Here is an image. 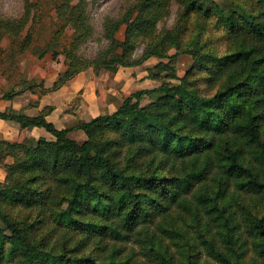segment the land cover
I'll return each instance as SVG.
<instances>
[{"label": "trees", "instance_id": "obj_1", "mask_svg": "<svg viewBox=\"0 0 264 264\" xmlns=\"http://www.w3.org/2000/svg\"><path fill=\"white\" fill-rule=\"evenodd\" d=\"M170 1L133 0L120 16L107 17L103 36L108 44L92 58L78 53L93 32L87 13L70 0L55 6L62 29L73 28L61 51L65 69L49 88L20 78L0 99L34 87L56 90L86 68L116 72L151 56L168 61L148 67L149 77L157 80L167 72L175 79L172 63L181 53L223 81L207 95L185 78L161 82L133 91L109 114L61 129L47 119L52 106L34 116L22 109L0 111L1 119L42 127L54 137L0 140V153L10 158L9 185L0 181V264H140L121 257L118 242L129 240L141 243L156 264L175 263L170 244L180 248L181 264H198L195 237L177 223L178 218L187 223L185 215L200 225L197 239L208 256L218 264H240L237 221L225 195L233 185L264 200V0H249L247 7L234 3L227 12L212 0H174L187 20L191 13L206 20L218 14L228 43L221 53L204 48L200 32L192 37L197 49L183 44L179 22L157 27L169 14ZM27 22L28 16L0 17V54L3 35L16 37ZM138 41L143 48L136 55ZM29 42L27 32L20 53ZM145 97L150 102L141 105ZM74 129L82 130L85 140L70 138ZM248 224L255 253L264 262V214L249 216ZM55 230L62 232L52 242Z\"/></svg>", "mask_w": 264, "mask_h": 264}, {"label": "rangeland", "instance_id": "obj_2", "mask_svg": "<svg viewBox=\"0 0 264 264\" xmlns=\"http://www.w3.org/2000/svg\"><path fill=\"white\" fill-rule=\"evenodd\" d=\"M64 0H0V17L2 19L22 20L28 16V22L24 26L22 32L16 37L5 33L1 40L2 51L0 54V88L3 90L17 83L20 78L32 77L33 81L41 79V77L49 78V80L56 75V70L60 66V62L64 61V55L61 52L65 46L71 41L72 25L69 24L64 30L61 24L64 20L58 18V11L55 6L62 3ZM220 8L227 12L234 7L233 4L249 6V0H212ZM133 0H70V4L75 7L77 11H85L88 17V23L92 27L93 32L85 42L80 45L79 54L86 58H92L98 51L106 48L108 41L103 36V25L107 17L116 18L120 16L123 11L131 4ZM176 1L171 0L169 6V14L157 24L159 29L170 28L174 24H178L183 28L181 36L182 43L187 44L190 49H197V45L192 42L194 35L201 33V43L204 48L211 51L221 53L227 47V38L224 33L222 25L218 23V14H212L211 17L201 19L194 13L189 15L188 20L181 18ZM33 17V18H32ZM31 19V22H30ZM197 19V20H196ZM199 23L203 26L201 29ZM57 30L58 33H55ZM125 25L123 24L116 37L119 40L124 39ZM30 35V42L28 49L24 53H20L19 44L26 33ZM62 32V33H61ZM135 47V53H141L143 43L138 41ZM36 50L37 52H34ZM175 50L171 49L169 53ZM39 52H44L42 57L38 56ZM54 52V53H53ZM14 55L13 60L8 58V55ZM152 57V56H151ZM156 57V56H153ZM158 58V57H156ZM159 59V58H158ZM164 62L167 58L159 59ZM192 56L188 53H181L174 58L172 65L174 66L178 78H185L196 91L203 95L212 94L223 81V77L217 74L215 77L206 70L197 69L194 64ZM141 65V64H140ZM167 72H162L159 75V84L161 82L179 83L178 78L167 77ZM149 77V74H148ZM151 78V77H150ZM158 84V85H159ZM154 87V86H153ZM38 87H34L35 91ZM151 88V87H150ZM37 91V90H36ZM41 88L39 87V91ZM81 94V92L79 93ZM81 96L78 95L69 104L72 109L73 102H79ZM149 98H144L141 105L149 103ZM264 108V107H263ZM264 123V121H263ZM76 139L80 140L76 136ZM175 163L174 165H176ZM168 164L163 166L162 171L166 172ZM264 173V172H263ZM264 178V176H263ZM4 185H9V181L2 180ZM230 205V210L237 221V227L234 230L235 237L237 236L238 244V263L240 264H264V262L256 255L253 247L254 235L249 230L248 217L264 214V200L260 194L248 192L244 190H236L231 185L225 195ZM185 221L177 219V223L182 226L188 234L195 237V250H200L198 264H218L210 256H208L200 245L197 239V230L201 228L198 223L191 221L190 216L185 215ZM48 226H43L46 229ZM51 228V227H50ZM214 231L216 226H212ZM51 241L54 242L56 237H59L62 230H55ZM42 233V232H41ZM51 237V235H49ZM54 238V239H53ZM182 243L181 240H179ZM170 243V241H167ZM122 247V258L130 257L131 261L136 260L140 264H156V262L149 259L150 256L145 255L146 250L141 246V243L135 240L118 242ZM169 250L174 254V264H181L180 248L176 245L170 244ZM94 254L97 257H103V253L95 250ZM80 255V254H79Z\"/></svg>", "mask_w": 264, "mask_h": 264}, {"label": "crops", "instance_id": "obj_3", "mask_svg": "<svg viewBox=\"0 0 264 264\" xmlns=\"http://www.w3.org/2000/svg\"><path fill=\"white\" fill-rule=\"evenodd\" d=\"M158 61V58L152 56L141 65L120 67L116 72L105 69L95 70L89 67L77 73L56 90L38 92V87L37 91L24 90L12 99H0V111L5 112L11 108L22 109L25 114L34 116L45 107L52 106L47 119L58 129L70 126L77 120H90L100 114H109L133 91L159 84V80L148 77L147 71L148 67ZM59 65L56 75L50 80L41 77L34 82L44 88H49L65 69L63 62ZM26 79H32V77L28 76ZM9 89L3 90L1 87L0 95ZM78 95L81 99L79 102H73L71 109L69 104ZM68 136L77 142H82L86 138L80 129L70 131ZM76 136L80 140L76 139ZM24 137L54 139L53 135L42 127H21L14 121L0 118V140L17 142ZM9 161L10 158L7 155L0 153V175H3V180Z\"/></svg>", "mask_w": 264, "mask_h": 264}, {"label": "clouds", "instance_id": "obj_4", "mask_svg": "<svg viewBox=\"0 0 264 264\" xmlns=\"http://www.w3.org/2000/svg\"><path fill=\"white\" fill-rule=\"evenodd\" d=\"M0 180H3V175H0Z\"/></svg>", "mask_w": 264, "mask_h": 264}]
</instances>
